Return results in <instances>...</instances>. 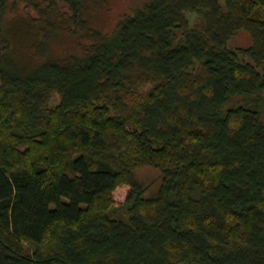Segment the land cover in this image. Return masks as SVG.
<instances>
[{
	"label": "trees",
	"instance_id": "trees-1",
	"mask_svg": "<svg viewBox=\"0 0 264 264\" xmlns=\"http://www.w3.org/2000/svg\"><path fill=\"white\" fill-rule=\"evenodd\" d=\"M108 8L0 0V264H264V0Z\"/></svg>",
	"mask_w": 264,
	"mask_h": 264
},
{
	"label": "rangeland",
	"instance_id": "rangeland-1",
	"mask_svg": "<svg viewBox=\"0 0 264 264\" xmlns=\"http://www.w3.org/2000/svg\"><path fill=\"white\" fill-rule=\"evenodd\" d=\"M108 1V10L104 11L103 14L99 17V25L104 27L106 32H112L119 19L125 14H131L134 10L139 9L146 0H107ZM195 17H192V21H195ZM66 44L56 45L54 49L56 51H61L68 47L71 42L70 39H67ZM249 44V38L246 34L239 35L236 40L233 42V45L246 47ZM60 98L58 95L53 97L51 102L52 105H55L59 102ZM137 176L146 181L147 183H152V188L155 189L159 185L158 177L159 172L154 168H142L137 171ZM115 196L118 199L123 198L124 192L118 190L115 192Z\"/></svg>",
	"mask_w": 264,
	"mask_h": 264
}]
</instances>
